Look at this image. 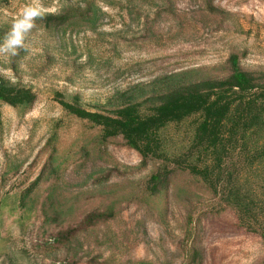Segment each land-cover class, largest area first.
<instances>
[{
	"label": "rangeland",
	"instance_id": "374dc122",
	"mask_svg": "<svg viewBox=\"0 0 264 264\" xmlns=\"http://www.w3.org/2000/svg\"><path fill=\"white\" fill-rule=\"evenodd\" d=\"M82 2L0 0V41L26 5L41 13L15 55L0 52V77L37 95L27 108L0 103V264H264V241L206 188L179 174L150 197L160 164L142 165L121 138L102 143L99 128L57 100L110 112L130 95L162 92L173 74L223 78L232 55L264 73V0H97L105 16L95 29L64 34L38 22ZM191 131V122L165 130L169 153L183 151ZM251 172L264 207V167ZM107 208L111 220L86 224Z\"/></svg>",
	"mask_w": 264,
	"mask_h": 264
},
{
	"label": "trees",
	"instance_id": "16d2710c",
	"mask_svg": "<svg viewBox=\"0 0 264 264\" xmlns=\"http://www.w3.org/2000/svg\"><path fill=\"white\" fill-rule=\"evenodd\" d=\"M209 12L215 13L216 8L210 7ZM133 13L131 10L130 14ZM104 16L97 0H84L75 8L43 16L38 22L45 30L74 34L81 26L95 29ZM224 72L223 78L195 82L181 80L185 77L183 73L170 75L162 79L165 84L162 92L153 93L144 101L130 95L110 112L85 110L78 97L69 101L57 94V100L69 115L99 128L102 143L121 138L126 147L139 154L142 165L160 164L146 183L150 197L168 191L174 178L186 174L218 198L222 209L234 211L240 227L258 234L264 241L261 196L243 173L246 168L253 172L264 167V73L244 71L237 55L229 58ZM125 96L126 93L121 95ZM36 99L31 88L0 77V103L27 108ZM187 122H191L192 128L187 145L181 152L169 153L163 132ZM37 186L38 181L26 191V199ZM27 207L22 205L24 209ZM108 208L103 213L88 215L86 224L111 220L113 213ZM195 254L200 258L198 252Z\"/></svg>",
	"mask_w": 264,
	"mask_h": 264
},
{
	"label": "clouds",
	"instance_id": "9594fccd",
	"mask_svg": "<svg viewBox=\"0 0 264 264\" xmlns=\"http://www.w3.org/2000/svg\"><path fill=\"white\" fill-rule=\"evenodd\" d=\"M40 12L31 5H26L21 14L13 21L9 32L0 41V52H10L12 55L24 46L27 33L34 27L35 19Z\"/></svg>",
	"mask_w": 264,
	"mask_h": 264
}]
</instances>
